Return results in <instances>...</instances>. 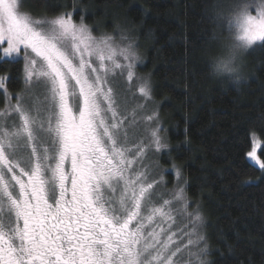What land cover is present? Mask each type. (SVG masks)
<instances>
[{
	"label": "snow or ice",
	"instance_id": "snow-or-ice-1",
	"mask_svg": "<svg viewBox=\"0 0 264 264\" xmlns=\"http://www.w3.org/2000/svg\"><path fill=\"white\" fill-rule=\"evenodd\" d=\"M21 5L0 0V59L22 56L25 83L16 104L0 112V264H173L176 253H166L174 234L162 239L165 229L147 230L156 218L172 219L165 211L171 202L153 206L154 184L145 186L143 173H133L128 129L105 88L115 69L127 68L131 81L134 64H118L110 38L93 37L82 17L79 24L70 14L36 19ZM234 27L249 48L264 42V0H246ZM119 55L137 58L131 43ZM93 56L100 72L91 67ZM3 84L0 78V89ZM34 85L43 86V100ZM138 91L151 95L147 82ZM9 112L19 121L11 128ZM151 135L159 150L160 138L155 130ZM261 148L254 140L246 155L264 170ZM182 198L181 190L176 199Z\"/></svg>",
	"mask_w": 264,
	"mask_h": 264
},
{
	"label": "trees",
	"instance_id": "trees-1",
	"mask_svg": "<svg viewBox=\"0 0 264 264\" xmlns=\"http://www.w3.org/2000/svg\"><path fill=\"white\" fill-rule=\"evenodd\" d=\"M208 0H26L40 14H70L97 34L133 39L164 126L159 164L185 180L205 217L207 264H264V170L247 158L264 145V42L247 56L248 78L224 89L207 75ZM21 60H1L0 108L24 94ZM264 158V148L260 149ZM168 184L173 173L166 172ZM180 177V179H181Z\"/></svg>",
	"mask_w": 264,
	"mask_h": 264
},
{
	"label": "rangeland",
	"instance_id": "rangeland-1",
	"mask_svg": "<svg viewBox=\"0 0 264 264\" xmlns=\"http://www.w3.org/2000/svg\"><path fill=\"white\" fill-rule=\"evenodd\" d=\"M21 8L23 11L29 12L34 18L42 19V18H54L47 16L45 14H40L38 12H34L26 4V0H22ZM66 15V14H65ZM59 16V15H58ZM57 17V16H55ZM73 22L79 24L80 21H75L72 17ZM88 26V25H87ZM88 28L91 31L93 37L97 39L108 37L110 38L109 43L113 48L116 49L117 55L115 57L116 62L120 65H126L127 63L134 64V73L131 81L127 80V68L115 69L114 73L110 72L106 83L105 88H111L113 92V97L115 100V107L120 118H124L123 127L128 129V143L127 147L132 149V155L130 158H134V163L131 165L133 173H143L146 177V180L143 181L145 186L148 183H153V195H152V205L156 207H160L163 205L164 201L171 202L169 206L165 207V211H171V220H161L160 218H156L153 225L149 227L147 230L150 231L152 228H156L159 231L160 228L165 229L164 234L162 235V239H165L167 235H173V243L170 245L168 253L166 255H170L172 252H175L176 255L172 257L173 264H199L200 260L206 261V252L202 253L201 250L205 249V237H204V225H205V217L204 213H202L200 206L196 204H191L186 197L185 193V180L181 177L180 173L177 177L176 173L179 170L175 167L174 163L168 168L166 171L159 164V157L162 150L166 147H163V141L161 140V135H163L164 126L162 123V119L158 117L157 107L154 109L155 105L153 100L150 97L146 98L141 95L138 91L139 86L147 82L149 84V80L146 77H143L139 74L138 66L141 63L140 52L136 43L133 39L127 37H113L111 35H102L95 33L90 26ZM131 43L133 45V50L136 53L135 59L130 61H126L122 56L119 55V50L121 48L127 47L128 44ZM261 42H257L251 48H249L247 55L245 57L246 60V68H247V56L248 53ZM7 45H3L6 47ZM140 53V54H139ZM21 60L24 69V60L21 57H6L1 60ZM91 67L96 68L98 72H100L99 61L95 56L90 58ZM104 64L111 68V62L108 60L104 61ZM39 67V61L37 64ZM24 74V72H23ZM102 74V72H101ZM150 86V85H149ZM35 95L43 100L44 97V88L42 85H34ZM151 90V88H150ZM25 92V91H24ZM17 99L14 101H9L5 107L0 108V112H4L9 109L11 105H15ZM74 111H76V106L79 101L75 98L71 100ZM156 106V105H155ZM135 111V125L134 127H129L133 117L131 113ZM146 117H153L152 120L148 121ZM13 123L18 124L17 116L9 112L7 119L5 121V126L11 128ZM156 131L157 136L160 138L162 147L157 150L155 144L153 143V137L151 135L152 131ZM161 134V135H160ZM254 140H258L260 143V139L257 135H252V144ZM166 145V144H165ZM138 149H142L143 155L136 156L135 153ZM252 150L251 149L249 151ZM260 155V150L258 152ZM166 172H172L174 181L171 184H168ZM181 177V179H180ZM182 190V199L177 200L176 195L178 192ZM186 204V210H185ZM199 215L200 220L195 221V217ZM191 233V235H189ZM189 240L194 243L189 244ZM180 249V251H176Z\"/></svg>",
	"mask_w": 264,
	"mask_h": 264
},
{
	"label": "clouds",
	"instance_id": "clouds-1",
	"mask_svg": "<svg viewBox=\"0 0 264 264\" xmlns=\"http://www.w3.org/2000/svg\"><path fill=\"white\" fill-rule=\"evenodd\" d=\"M246 0H208L207 75L221 87L239 88L247 81L245 57L249 47L236 39L234 18Z\"/></svg>",
	"mask_w": 264,
	"mask_h": 264
}]
</instances>
